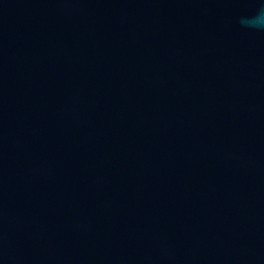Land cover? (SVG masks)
<instances>
[{"label":"water","instance_id":"obj_1","mask_svg":"<svg viewBox=\"0 0 264 264\" xmlns=\"http://www.w3.org/2000/svg\"><path fill=\"white\" fill-rule=\"evenodd\" d=\"M264 0H0V264H264Z\"/></svg>","mask_w":264,"mask_h":264},{"label":"clouds","instance_id":"obj_2","mask_svg":"<svg viewBox=\"0 0 264 264\" xmlns=\"http://www.w3.org/2000/svg\"><path fill=\"white\" fill-rule=\"evenodd\" d=\"M240 22L246 27L264 30V4H261L255 15L242 18Z\"/></svg>","mask_w":264,"mask_h":264}]
</instances>
